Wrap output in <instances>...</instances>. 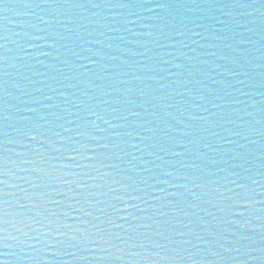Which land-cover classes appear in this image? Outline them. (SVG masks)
Returning a JSON list of instances; mask_svg holds the SVG:
<instances>
[{
	"label": "water",
	"instance_id": "water-1",
	"mask_svg": "<svg viewBox=\"0 0 264 264\" xmlns=\"http://www.w3.org/2000/svg\"><path fill=\"white\" fill-rule=\"evenodd\" d=\"M0 207L3 264H264V0H0Z\"/></svg>",
	"mask_w": 264,
	"mask_h": 264
},
{
	"label": "snow or ice",
	"instance_id": "snow-or-ice-1",
	"mask_svg": "<svg viewBox=\"0 0 264 264\" xmlns=\"http://www.w3.org/2000/svg\"><path fill=\"white\" fill-rule=\"evenodd\" d=\"M36 137H37V133L35 131H32V132L28 133V138L30 140H35ZM4 203H6V202H4ZM0 212H3L4 215L7 214L6 208H3V207H0ZM0 264H3V261H0Z\"/></svg>",
	"mask_w": 264,
	"mask_h": 264
}]
</instances>
